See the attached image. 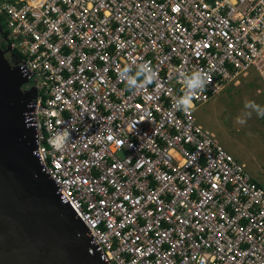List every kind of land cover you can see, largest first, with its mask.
I'll return each mask as SVG.
<instances>
[{
	"label": "built area",
	"instance_id": "built-area-1",
	"mask_svg": "<svg viewBox=\"0 0 264 264\" xmlns=\"http://www.w3.org/2000/svg\"><path fill=\"white\" fill-rule=\"evenodd\" d=\"M0 18L33 154L105 264H264V187L194 112L264 85V0H0ZM141 64L154 79L129 88ZM194 70L210 83L185 112Z\"/></svg>",
	"mask_w": 264,
	"mask_h": 264
},
{
	"label": "water",
	"instance_id": "water-1",
	"mask_svg": "<svg viewBox=\"0 0 264 264\" xmlns=\"http://www.w3.org/2000/svg\"><path fill=\"white\" fill-rule=\"evenodd\" d=\"M0 47V264H105L83 222L52 192L23 113L34 88Z\"/></svg>",
	"mask_w": 264,
	"mask_h": 264
},
{
	"label": "rangeland",
	"instance_id": "rangeland-1",
	"mask_svg": "<svg viewBox=\"0 0 264 264\" xmlns=\"http://www.w3.org/2000/svg\"><path fill=\"white\" fill-rule=\"evenodd\" d=\"M246 99L264 107V85L256 77H240L194 112L198 123L214 132L225 149L244 163L264 187V117L253 111L246 124L236 123V118L246 111Z\"/></svg>",
	"mask_w": 264,
	"mask_h": 264
},
{
	"label": "clouds",
	"instance_id": "clouds-1",
	"mask_svg": "<svg viewBox=\"0 0 264 264\" xmlns=\"http://www.w3.org/2000/svg\"><path fill=\"white\" fill-rule=\"evenodd\" d=\"M123 74L127 77V83L129 88H134L137 86V80L143 76L145 83H151L154 79L155 73H153L147 65L141 64L137 65V71L135 75H129L130 68L126 67L122 70ZM210 83L208 79V75L206 72L201 70H194L190 75H185L183 77L184 84V96L180 97L176 103V107L179 109L188 112L189 110L194 109V105L192 104V100L195 98V93L199 91H203L206 85ZM244 108L246 111L242 112L237 118L236 123L240 125H244L252 115V112H256L257 115L264 117V107H261L257 103L251 100H245ZM61 140L58 146H62L64 142H66L70 133L68 131L60 134Z\"/></svg>",
	"mask_w": 264,
	"mask_h": 264
},
{
	"label": "flooded vegetation",
	"instance_id": "flooded-vegetation-1",
	"mask_svg": "<svg viewBox=\"0 0 264 264\" xmlns=\"http://www.w3.org/2000/svg\"><path fill=\"white\" fill-rule=\"evenodd\" d=\"M2 25L3 23L0 18V47L5 50V57L8 59V61L13 66H16L19 59V54L15 49L8 47V36L6 35V30Z\"/></svg>",
	"mask_w": 264,
	"mask_h": 264
},
{
	"label": "bare ground",
	"instance_id": "bare-ground-1",
	"mask_svg": "<svg viewBox=\"0 0 264 264\" xmlns=\"http://www.w3.org/2000/svg\"><path fill=\"white\" fill-rule=\"evenodd\" d=\"M51 190H52L53 193H55V194L58 196L59 199L62 200V196L60 195V193H59V191L57 190V187H56V186L51 185ZM93 249H94L96 252L99 253V250H98V248H97L96 246H93Z\"/></svg>",
	"mask_w": 264,
	"mask_h": 264
}]
</instances>
